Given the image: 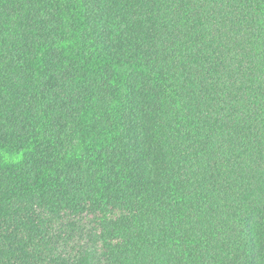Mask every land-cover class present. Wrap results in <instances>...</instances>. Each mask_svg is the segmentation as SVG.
Here are the masks:
<instances>
[{"label":"trees","instance_id":"trees-1","mask_svg":"<svg viewBox=\"0 0 264 264\" xmlns=\"http://www.w3.org/2000/svg\"><path fill=\"white\" fill-rule=\"evenodd\" d=\"M81 217L103 264H264V0H0V264Z\"/></svg>","mask_w":264,"mask_h":264},{"label":"rangeland","instance_id":"rangeland-1","mask_svg":"<svg viewBox=\"0 0 264 264\" xmlns=\"http://www.w3.org/2000/svg\"><path fill=\"white\" fill-rule=\"evenodd\" d=\"M77 99L78 95L68 78L58 75L47 90L46 105L55 113L61 112V109L72 110L73 113L77 108ZM81 220L58 226L55 248L66 264H103V254L88 219L81 217Z\"/></svg>","mask_w":264,"mask_h":264}]
</instances>
